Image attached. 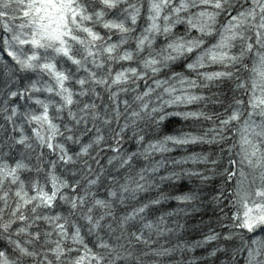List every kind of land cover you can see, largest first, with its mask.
<instances>
[{
  "label": "snow or ice",
  "instance_id": "snow-or-ice-1",
  "mask_svg": "<svg viewBox=\"0 0 264 264\" xmlns=\"http://www.w3.org/2000/svg\"><path fill=\"white\" fill-rule=\"evenodd\" d=\"M0 117V264H264V0H0Z\"/></svg>",
  "mask_w": 264,
  "mask_h": 264
},
{
  "label": "trees",
  "instance_id": "trees-1",
  "mask_svg": "<svg viewBox=\"0 0 264 264\" xmlns=\"http://www.w3.org/2000/svg\"><path fill=\"white\" fill-rule=\"evenodd\" d=\"M182 31V29H181ZM19 103L23 104L24 101H19ZM197 106L193 105V106H189L188 109L186 110H196ZM217 111H221L220 109H217ZM3 123V119L2 117H0V124ZM205 126H209V125H205ZM196 127H198V125L192 124L191 121H184L183 119L176 117L173 118L172 122L168 125L166 131L173 133L176 132L178 130H183V131H192L193 129H195ZM208 151L209 149L204 146L203 148L200 146H193L189 149L184 150V149H179L177 151H175L172 155L175 158H179L183 155H187L190 152H200V151ZM102 163L106 164V161H102ZM227 163V161L225 160V164ZM189 182L187 180L181 182L180 185H178V189L177 191H187L189 188ZM211 188L212 186H209L208 191L211 192ZM211 200V196H209V201ZM178 205L175 201H168L165 203L164 207H163V211L164 212H170V211H175L177 210ZM174 220H179V222L181 224H185L186 227L182 230V232H179V234H181L183 236V239L185 241L188 242H192V241H196V240H203L204 235L208 233L209 231V227L219 230L216 223H215V216L213 215V208L212 206H208L205 207L201 210L200 213L189 216V217H185L183 213H179L178 216L173 217ZM170 226H175L174 224H170ZM175 242V238H173V243ZM161 244H164L165 241L163 239L160 240ZM239 245V241L237 240L234 246H238ZM216 246V242H209L208 244L204 245L203 248H198L196 250L195 255L200 257V256H205L207 255L208 252H210L212 250L213 247ZM215 261V264H221V261H225L226 259H228V257L226 255L223 254H219L218 253V257L217 258H211ZM238 259L241 261L242 264V257H238Z\"/></svg>",
  "mask_w": 264,
  "mask_h": 264
},
{
  "label": "rangeland",
  "instance_id": "rangeland-1",
  "mask_svg": "<svg viewBox=\"0 0 264 264\" xmlns=\"http://www.w3.org/2000/svg\"><path fill=\"white\" fill-rule=\"evenodd\" d=\"M5 58L8 59V57L6 56V54H5Z\"/></svg>",
  "mask_w": 264,
  "mask_h": 264
}]
</instances>
